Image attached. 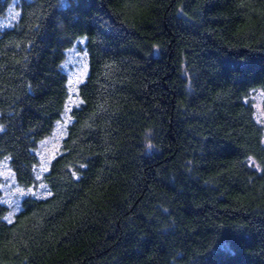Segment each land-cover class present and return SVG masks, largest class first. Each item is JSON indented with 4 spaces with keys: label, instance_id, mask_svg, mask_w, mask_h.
Returning <instances> with one entry per match:
<instances>
[{
    "label": "trees",
    "instance_id": "16d2710c",
    "mask_svg": "<svg viewBox=\"0 0 264 264\" xmlns=\"http://www.w3.org/2000/svg\"><path fill=\"white\" fill-rule=\"evenodd\" d=\"M15 0H0V17ZM0 33V161L38 184L0 264H264V0H16ZM85 41L70 104L61 69ZM264 111V102H263Z\"/></svg>",
    "mask_w": 264,
    "mask_h": 264
},
{
    "label": "rangeland",
    "instance_id": "374dc122",
    "mask_svg": "<svg viewBox=\"0 0 264 264\" xmlns=\"http://www.w3.org/2000/svg\"><path fill=\"white\" fill-rule=\"evenodd\" d=\"M17 19L18 10L15 0L6 14L0 17V33L11 28ZM61 69L67 77L68 87L70 89V104H76L78 102V87L85 81L88 74V61L84 40L77 41L73 47L66 51ZM248 101L253 107L255 119L261 126L264 136V94L261 91L255 90L250 94ZM67 123L64 117L52 135L40 142L36 149L35 153L39 160L36 171L38 179L36 187H20L15 180L13 171L10 169L7 160L0 161V204L7 208L6 219L8 221H11L14 215L20 211L24 198L28 196L44 197L48 194L42 178L48 171L51 161L61 151Z\"/></svg>",
    "mask_w": 264,
    "mask_h": 264
}]
</instances>
